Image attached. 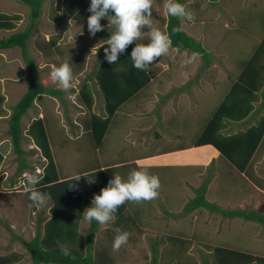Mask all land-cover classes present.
I'll list each match as a JSON object with an SVG mask.
<instances>
[{"label":"rangeland","instance_id":"rangeland-1","mask_svg":"<svg viewBox=\"0 0 264 264\" xmlns=\"http://www.w3.org/2000/svg\"><path fill=\"white\" fill-rule=\"evenodd\" d=\"M48 2L49 0L43 2L39 21L28 40V50L32 60L36 63L41 83L45 87L59 89L66 94L70 91L61 89L59 84L52 82L50 78V72L60 63L54 64V59L52 63L49 62L44 56H41L34 45L38 36L46 38L58 34L60 30V27L49 18ZM89 3L90 0H86L85 7L77 10L81 18L76 21L69 20L67 30L62 33L60 38V44H68L61 48L66 49L68 52L71 47H74L71 44L75 42L89 45V54L86 55L88 67L83 73H80L77 77L76 74L73 77L72 87H78V82L87 77L92 82L89 76L93 75L92 72L96 64L104 57V47L108 46L100 40L98 32L95 36H90L88 33L86 22L87 16L90 14L88 11ZM165 3L166 0H153L151 27L145 26L141 29L143 36L140 40H136L137 43L141 44L145 38H148L151 29L165 31L167 17ZM184 5L193 12L194 21L181 18L182 29L194 37L196 41L201 42L209 54L207 57H203L190 52V50L179 52L172 49L166 55L155 58L150 64L159 70L156 81L149 89H143L138 94V98L145 92L148 93V97L157 98L161 93L165 95L167 89L159 87L157 82H162L167 74L171 76V72L166 71L165 66L173 64L174 60L177 61V58L180 57L178 61L184 64L185 70L191 72L190 76L183 78L184 80H193L194 78L205 80L208 77H216L212 80H215L216 84L218 83V90L212 93V98L219 102L226 91L224 89L229 86V78L238 77V70L240 72L243 70L244 67L242 66H246L249 58L254 54L255 47L264 39V0H184ZM53 9L58 13L60 12L61 0L53 1ZM0 12L22 15V20L17 27L11 32H0V38L24 29L30 21L28 6L18 0H0ZM105 22L107 27L114 31L107 18H105ZM70 51L67 52V60L73 56L72 50ZM193 56L195 58L190 63H184L186 59ZM62 58H65V55L59 57L60 61L63 62ZM262 60L264 61V55ZM75 64L76 62L73 60L72 67L76 68ZM209 64H212L211 69L204 72V68ZM172 75L179 78L175 72H172ZM26 77V65L21 56L20 48L0 50V93L5 97V110L0 117V149L4 152L0 163V254L17 251L23 254L20 264H33L23 240L27 242L34 238L40 228L38 226L42 225L43 220L49 216L48 206L50 201L48 197L42 196L44 203L41 205L34 202L33 207L28 201V188L25 178L33 175L32 170L36 173L37 169H42L46 161L40 149L34 147L25 135L22 139V148L26 153L18 157L13 150L10 136L7 133V118L12 107L27 88ZM205 85L207 86L206 82H204V87ZM261 90L264 92V86ZM95 93L97 94V97L95 96V108H98L99 103H102V98L98 92ZM212 98L209 95L202 102H211ZM62 100L41 94L35 99L34 108L27 112L26 117L23 116L22 118V130L25 131L27 124L30 122H28V118L37 117L41 113L45 116L44 122L49 132V143L54 151V160H56V166L60 174L77 172L94 163L95 159L111 160L112 157L118 158L131 154L128 142L121 137L122 132L125 133L128 130V122H124L126 123L124 127L113 129L114 138L112 140L115 143H109L110 145L107 146L105 144L102 149L95 151L92 141L86 135L83 136V133H80L79 136H75L72 128L67 127L66 130L65 124H67L68 119L81 116L82 113L83 116L85 115L87 112L85 105L80 102L77 95H73L72 98L68 95H62ZM149 102L150 100L146 102L138 101L145 107ZM124 106L127 109H132V114L138 113L136 112L138 104L128 102ZM121 113L124 114L125 112L122 111ZM179 116L176 118V130L173 131L178 132L180 138L187 142L189 137H195V132L200 124L199 117L203 118L201 120L203 124L206 115L203 112L199 115L195 109L190 108V111L182 110ZM147 119H151V117L148 116ZM69 124H72V120L69 121ZM77 131L81 132V128H78ZM110 137L111 133L107 138L108 142ZM105 151L110 154L103 153ZM258 159H264V144H260L252 161L256 163ZM23 160L28 164V168L21 170L20 163ZM228 164L223 156L214 159L209 168L202 169L200 182L195 184V188L203 181L205 172L210 171L212 173V170H215V173L219 176H217L215 183L214 181L211 183L209 188L216 194L223 191L216 197L217 202H224L223 198L225 196L228 198L252 194V187L249 184L247 186V181L240 177V173H237L236 169H231L232 167H229L231 165ZM259 164L258 168L261 169L262 163ZM121 170L124 171V175L120 176L127 179L131 170H128V166ZM147 171L159 177L158 196L150 201L126 202L130 225L129 229L126 230L130 233L128 243L122 246L119 251H113L108 230H115L116 227L113 226L115 220L105 225L99 224L97 231L94 233L93 253L96 254L98 251H103V249L108 250L113 264H149L153 253L152 242L161 240L168 235H174L190 240L191 243L179 253L171 248L173 255L171 253L169 255L168 241L164 240L157 245L158 264H202V259L212 258L216 246L241 249L264 255V226L261 223L244 221L242 218L226 219L203 208L181 215L185 203L193 198L192 195H195V189L192 193L190 191L192 186L184 179L175 176L183 172L184 174L191 173L192 168L182 171L177 167L165 169L164 171L162 169ZM206 187L208 188V186ZM92 192V190L91 193L88 190L90 197H92ZM206 198L208 200L207 196ZM222 204L227 205V203ZM18 224L20 228L17 227ZM89 225L82 217L80 230L83 235H86ZM177 254L178 258L175 256Z\"/></svg>","mask_w":264,"mask_h":264},{"label":"trees","instance_id":"trees-1","mask_svg":"<svg viewBox=\"0 0 264 264\" xmlns=\"http://www.w3.org/2000/svg\"><path fill=\"white\" fill-rule=\"evenodd\" d=\"M18 1L28 6L30 21L24 29L1 37L0 50L15 47L20 48L27 70V88L11 109V113L7 118V133L10 136L13 150L18 157L26 153L22 148L24 133L40 149L43 157L46 159V163L42 166L44 177L35 186L29 185L27 178H25L28 188L27 196L28 201L33 205L34 202L30 199L31 191L38 190L42 196L48 197L50 201L48 207L49 216L43 220L42 225L38 226L40 230L38 229L34 238L27 242L23 240V244L30 253V259L33 264H113L108 250L103 249V251H98L96 254L93 253L94 233L97 231L99 224L95 221L91 222L86 235H83L80 230L83 217L80 213L91 202V199L85 192L87 180L98 176L99 190H101L112 177L105 173L104 170H97L92 172V174L80 175L78 179L73 181V177L60 180L49 144V132L44 122L45 116L31 120L26 131L22 130V118L27 110L33 106L36 97L41 94L59 96L60 90L45 87L41 83L36 63L32 60L28 50V40L39 21L44 0ZM53 1L50 0L49 18L60 27V34L53 35L48 39L38 36L35 43L44 55L49 57H54L56 54L59 57L65 55V58H62L63 61L67 60L68 53L72 50L73 56L69 59L71 60L70 63L72 64L74 60L76 62L75 65L83 64L87 53L84 50L85 46L80 44L81 47H71L68 52L66 49L61 48L65 45L60 44L59 39L66 30L69 20L80 16L77 10L85 7L86 0H61V14L53 9ZM180 2L184 4V0H180ZM21 20L22 15L19 13L0 12V32L13 31ZM100 23L104 27L102 31L98 32L99 38L102 42H106L113 30L107 27L105 18H102ZM174 27H179L181 31L173 32ZM165 31L171 38L172 48H176L179 51L187 49L199 53L203 57L208 56L209 53L201 42L196 41L194 37L182 29L181 18L167 16ZM147 42L148 38H145L142 43ZM136 44L139 43L134 40L124 52L118 54V60L113 64H109L104 57L97 64L94 72V81L102 94L104 114L98 115L91 111L89 119L84 123L85 130L94 142V148L99 147L112 122L114 114L120 106L134 98L138 92L148 85L152 78V73L149 69L141 71L132 65L130 53ZM107 47L105 46L104 49ZM65 52L68 53L66 54ZM263 55L264 39L255 47L254 54L249 58L246 66H242L244 68L238 75L231 90L219 105L196 142V145L212 144L238 170L245 169L257 146L263 139L264 116L260 122L239 134L224 136L220 133V129L223 127L222 121L225 117L241 120L251 111L253 107L252 102L257 99L260 87L264 86ZM92 92L93 89L87 82L80 89L82 101L89 110L92 109L94 101ZM261 93L263 96L264 92L262 90ZM1 99L0 95V113H2ZM3 154L4 152L0 150V163L2 162ZM20 168L21 170L28 168V164L23 160L20 163ZM32 173L33 175L35 174L33 170ZM206 189V185L204 184L196 189V195L185 204L181 215L203 208L212 213L219 214L226 219L242 218L244 221L258 222L264 226V214L249 208H222L205 198ZM127 210L126 202L117 209L115 222L113 223V226L116 228L115 230H108L111 242L118 230L126 231L129 229ZM164 240L168 241L169 255L170 253L173 255L171 248L179 253L191 243L190 240L174 235L165 236L158 241L155 240L152 242L153 253L149 264H158L157 245L161 244ZM60 245L68 247L71 255L64 256L60 250ZM175 256L179 257L178 254ZM22 258L23 254L10 252L0 255V264H15L22 260ZM202 264H264V255L254 254L241 249L216 246L214 247L212 258L202 259Z\"/></svg>","mask_w":264,"mask_h":264},{"label":"crops","instance_id":"crops-1","mask_svg":"<svg viewBox=\"0 0 264 264\" xmlns=\"http://www.w3.org/2000/svg\"><path fill=\"white\" fill-rule=\"evenodd\" d=\"M48 3L50 6V0ZM61 12L62 10L60 9L59 13ZM80 18L81 17L78 16L76 19H70V20L76 21ZM59 34H60V30H59V33L55 35H59ZM49 37H46V39H48ZM59 43H60V39H59ZM80 44H82V46H85L84 50L85 52H87L86 55H88L89 45H85L82 42H79V43L75 42L73 45L74 47H77V46L81 47ZM34 45H35V48L40 52L41 56H44V58L49 60V62L52 63L53 59H54V64H56L57 62L58 63L62 62L59 59V55L56 54V56L54 57L52 56L49 57L47 55H44L41 52V50L37 47L36 43ZM172 49L173 51H179L178 49L172 48V47H170L169 50H172ZM179 59L180 57L177 58V61L174 60L173 64L171 65L168 64L165 66L166 71L171 72V76L170 74H167L166 78H164L162 82L161 81L157 82L159 83V87L163 89H167L166 90L167 92L165 95L161 93L159 97L157 98L151 97V96L148 97L147 96L148 93L145 92V93H142L140 97L138 98V94L143 89H147V88L149 89V87L150 86L152 87V84L156 81L157 74H158L157 72H159V70L157 68L152 67L150 64L149 70L152 73V78L150 82L140 92H138L134 98L130 99L129 101L125 102L123 105L120 106L118 111L114 114L112 118V122L110 123V126L102 142L100 143L99 147L95 148V151H98L99 149H102V147L105 144L107 146V145H110L109 143L111 144L115 143V141L112 140L114 138L113 129L116 130V128L119 129L122 126L124 127L125 126L124 124H126L124 122H128L127 123L128 130L125 133L122 132L121 137L123 140L128 142V147L130 146L129 148L131 150V154H129L128 156H121L118 158L112 157L111 160H96L95 159L94 163L89 164V166L84 167L83 169H80L79 171L71 173V174L70 173L65 174V175L60 174L57 169L59 179L61 180L65 178H71L77 174L79 175L92 174V172H95L97 170H104L105 173H107L110 177H113L114 174L122 176L124 175V171H122L121 169L125 168L126 166H128V170H131V171L137 168H145L147 170H161L162 169V171H164L165 169L172 168V167H177L181 171L186 170L187 168H190V169L192 168L193 171L191 173L184 174L183 172L182 174H179V175L177 174L175 177H179L181 179H184L185 182H188V184L192 186V188H190V191H192V193L195 189L194 191L195 195H196V189L199 188L201 184L202 185L204 184L208 186V188L206 187L207 189L205 193V198L207 196L209 202L216 203L222 208L245 209L247 207L256 212L264 214V159L263 160H260L261 158L258 159L256 161L257 164L254 161H252L254 160V155L258 147L260 146V144L261 145L264 144V136H263L262 141L257 146L254 154L252 155L251 159L249 160L248 165L245 167L244 170H238V168L234 166L226 157H224L219 152V150L216 149V147H214L212 144L196 145V142L201 136V133L203 132L205 126L210 121V119L212 118L213 114L215 113L219 105L226 98L227 94L229 93L232 86L234 85L237 77L235 78L232 77V79L231 77L229 78V83H228L229 86L226 89H224L226 90L224 93V96L220 99L219 102H217L215 99L212 98V95H213L212 93L218 90L217 88L218 83L216 84L215 80H212L213 78H216V77H208L205 80L197 79V78H194L193 80L191 79L184 80L183 78L190 76L191 72L189 70H185L184 64L180 63V61H178ZM97 64L92 72L93 75L89 76L92 79V82H90L87 79L88 78L87 77L86 79L78 82L79 83L78 87L73 86L71 89H69L71 93L65 92L66 94H64L60 90L59 96H52L53 98L57 97L60 100H62V95L64 96L68 95V97H71V98L73 97V95L74 96L77 95L79 97L80 102L83 103L81 95H80V89L82 85L87 82L88 85L92 87L93 89L92 93L94 96L92 109L89 110L87 106L83 103L87 109V112L85 113V115L83 116V113H82L81 116H75L74 118L76 120L74 118L68 119L67 124H65L66 130H67V127L72 128L74 130L73 133L75 134V136H79L80 133H83V136L86 135V137L89 138L91 141H92V138L90 137V135H88L87 131L85 130L84 123L86 120L89 119L91 111L95 112L98 115L104 114V108H103L104 101L102 98V94L100 90L98 89L97 84L94 81L95 79L94 72L97 68ZM211 65L212 64H209L208 66H206L203 71L205 72V71H208L207 69H211L212 67ZM87 67H88L87 59L85 58L83 64L82 63L78 64L76 65V68H73V77L76 74H77L76 75L77 77L80 73H83ZM193 70H194V67H193ZM172 72H175L179 76V78L176 75H172ZM239 73H240V70H238V75ZM204 82L207 83V86L205 85V87H204ZM261 88L262 87H260V91L257 93V99L252 102L253 107L247 116H245L241 120H233L228 117H225L223 119L222 121L223 127L220 129V133L222 135L230 136L234 134H239L240 132L245 131L247 128L261 121V119L264 116V97H263L264 95L262 96ZM95 92H98L99 96H101L102 98V103H99L98 108H95V101H96L95 96L97 97V94ZM171 92H172V95H171ZM0 95L2 97L1 99L2 113H4L5 97L1 93ZM209 95L211 96L212 101L203 103L202 100ZM141 100L143 102L150 100V102L145 107V105L143 106L141 105L142 103L141 104L138 103V101H141ZM128 102H130L131 104H135V105L138 104V110H136V112L138 113L132 114V109H127L126 106H124ZM34 104L35 102H33V106L30 107L27 110V112H29V110L34 108ZM190 108L192 110L195 109L199 115L201 112H203V114H205L206 117L204 118L203 124L201 121L203 120V118L199 117L200 124H199V127L197 128V131L195 132V137L194 138L189 137L188 141L184 142L183 138H180V135H178V132H174L173 130H176V127H175L176 118L180 117L179 115L181 111L182 110L190 111ZM122 111H124L125 113L124 114L121 113ZM2 113H0L1 114L0 117L3 115ZM26 114L24 115V117L27 116ZM148 116H150L151 119H147ZM37 117H44V115L41 113ZM37 117L32 116L31 119L28 118V122L29 121L31 122V120ZM70 120H72V124H69ZM28 125L29 124H27V127ZM27 127L25 128V131ZM78 128H81V132L77 131ZM110 133H111V137L108 142L107 138L110 135ZM24 135L27 138H29L25 133ZM29 140L31 141L32 145L36 147L34 144V141L31 138H29ZM92 146L94 148L93 141H92ZM0 150L3 151L2 149ZM51 151H52V155L54 158V151L52 150V148H51ZM106 152L107 151L103 153L107 155L110 154ZM219 156L220 157L223 156L224 159H226V161L229 163L228 165H231L229 167H232L231 169H236L237 173H240V177H243L247 181L246 182L247 186L249 184L252 187L251 189L252 194H246L240 197L231 196L228 198L227 196H225V198H223L224 202L222 203H227V205L217 202L216 197L223 191L216 194L211 191V188H209L211 183L213 181L215 183V181L217 180L216 179L217 176H219V174L215 173V170H212V173L210 171L205 172L203 181L200 183V185L197 188H195L196 187L195 184H199L200 182L202 169L205 167L209 168V165L213 162V160L217 159ZM54 163L56 165V160H54ZM259 163H262L261 169L260 167L258 168V165L260 166ZM97 177L98 176L89 178L85 185V192L87 193V196L91 200L93 199L94 194H98L100 192L99 179ZM216 185L218 186V184ZM86 189H88L90 193H91V190L93 191L92 197H90L88 190ZM215 190L217 191V188ZM194 196L192 195L193 198ZM17 227L20 228V225L18 224ZM16 238L19 239V237L17 236ZM13 252H17V251H13ZM0 255H4V254H0ZM15 264H20V261H18Z\"/></svg>","mask_w":264,"mask_h":264},{"label":"clouds","instance_id":"clouds-1","mask_svg":"<svg viewBox=\"0 0 264 264\" xmlns=\"http://www.w3.org/2000/svg\"><path fill=\"white\" fill-rule=\"evenodd\" d=\"M168 17L183 18L194 21V14L180 2V0H166L164 5ZM153 0H90L88 5L87 30L90 36H95L103 30L100 23L102 18H107L114 31L106 40L107 48L104 49V58L109 64L118 60V54L143 36L141 31L145 26L151 27ZM181 31L174 27L173 32ZM172 45L171 38L166 31L151 29L148 42L136 44L130 53L132 65L141 71H147L150 63L155 58L166 55ZM96 52V49H95ZM195 57H189L184 63H190ZM71 60L61 62L50 72L51 81L59 84L61 89L72 88L73 68ZM74 175L72 181L79 178ZM44 172L37 169L34 175L27 180L29 185L35 186L43 180ZM160 180L157 175L151 174L145 168L133 169L127 179L114 174L98 194H94L90 204L86 206L80 215L91 224L95 221L100 225L114 222L117 209L125 202L150 201L158 196ZM30 199L38 204H43L44 199L38 190L31 191ZM130 233L118 230L112 241L113 251H119L129 241ZM64 256H70L68 247L60 245Z\"/></svg>","mask_w":264,"mask_h":264}]
</instances>
